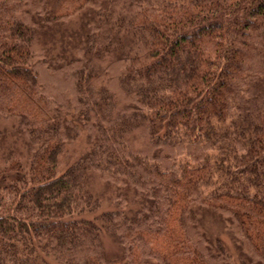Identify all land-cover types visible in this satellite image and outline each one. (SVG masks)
Returning a JSON list of instances; mask_svg holds the SVG:
<instances>
[{
  "label": "trees",
  "instance_id": "trees-1",
  "mask_svg": "<svg viewBox=\"0 0 264 264\" xmlns=\"http://www.w3.org/2000/svg\"><path fill=\"white\" fill-rule=\"evenodd\" d=\"M0 264H264V0H0Z\"/></svg>",
  "mask_w": 264,
  "mask_h": 264
},
{
  "label": "rangeland",
  "instance_id": "rangeland-1",
  "mask_svg": "<svg viewBox=\"0 0 264 264\" xmlns=\"http://www.w3.org/2000/svg\"><path fill=\"white\" fill-rule=\"evenodd\" d=\"M39 79L42 81V83L48 87H54L55 83H54V77L50 74H48L47 72H41L39 74ZM96 184V183H95ZM96 186H98L96 184ZM104 209L107 208V205L103 206ZM103 242L105 245V249L108 255H117L119 253V249L118 247L107 237H103Z\"/></svg>",
  "mask_w": 264,
  "mask_h": 264
}]
</instances>
